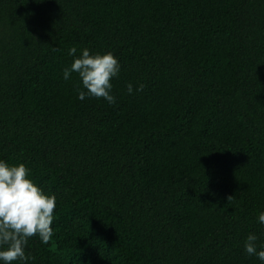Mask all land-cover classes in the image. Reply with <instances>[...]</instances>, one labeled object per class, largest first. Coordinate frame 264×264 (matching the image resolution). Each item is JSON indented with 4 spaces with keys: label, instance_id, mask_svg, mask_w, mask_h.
<instances>
[{
    "label": "trees",
    "instance_id": "trees-1",
    "mask_svg": "<svg viewBox=\"0 0 264 264\" xmlns=\"http://www.w3.org/2000/svg\"><path fill=\"white\" fill-rule=\"evenodd\" d=\"M73 46L117 58L115 104ZM0 159L56 196L32 264H260L264 0H0Z\"/></svg>",
    "mask_w": 264,
    "mask_h": 264
},
{
    "label": "clouds",
    "instance_id": "clouds-1",
    "mask_svg": "<svg viewBox=\"0 0 264 264\" xmlns=\"http://www.w3.org/2000/svg\"><path fill=\"white\" fill-rule=\"evenodd\" d=\"M77 52L75 46L69 49L68 54L74 59L62 71L65 81L73 73L78 75L77 99H103L109 105L115 104L111 80L121 70L117 58L111 52L92 54L87 48L81 49L78 56ZM143 87L138 85L135 92L143 91ZM126 88L127 94H134L131 83ZM30 175L31 170L25 164H10L0 159V264H32L35 257L26 252L29 239L38 237L42 245H47L54 236L51 225L57 207L56 196L45 194ZM256 223L264 228V211L259 212ZM258 239L255 233L248 234L243 250L264 264V243L258 244Z\"/></svg>",
    "mask_w": 264,
    "mask_h": 264
}]
</instances>
